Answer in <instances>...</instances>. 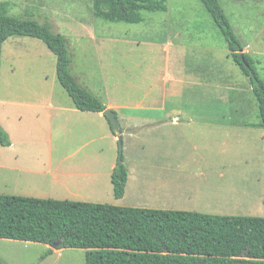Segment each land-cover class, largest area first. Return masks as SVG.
Wrapping results in <instances>:
<instances>
[{
	"label": "rangeland",
	"instance_id": "rangeland-1",
	"mask_svg": "<svg viewBox=\"0 0 264 264\" xmlns=\"http://www.w3.org/2000/svg\"><path fill=\"white\" fill-rule=\"evenodd\" d=\"M7 1L9 14L48 23L67 38L71 73L105 105L113 104L120 121H179L173 130L121 125L122 161L131 175L127 193L118 199L104 188L91 202L263 214L258 102L200 0H168L166 11H144L140 23L97 18L93 0ZM219 1L264 81V0ZM1 58L0 121L11 130L14 148L65 168L118 160V135L107 117L73 106L58 81L56 55L42 40L11 36ZM7 149L0 144V152ZM23 183L0 182V194L32 189ZM49 248L0 238L5 264H85L84 249L51 248L42 258Z\"/></svg>",
	"mask_w": 264,
	"mask_h": 264
},
{
	"label": "trees",
	"instance_id": "trees-1",
	"mask_svg": "<svg viewBox=\"0 0 264 264\" xmlns=\"http://www.w3.org/2000/svg\"><path fill=\"white\" fill-rule=\"evenodd\" d=\"M167 1L93 0V8L97 18L108 22L140 23L144 11H166ZM200 1L220 29L233 61L249 78L258 102L257 125L264 129V81L254 59L244 52L245 62L242 60L243 45L220 1ZM9 8V1L0 0V82L4 42L11 36L37 38L56 55L58 81L74 106L82 111L103 112L106 105L82 87L70 71L67 38L54 32L48 23L9 14ZM0 144H12L1 124ZM122 159L119 156L111 176L116 198L124 196L128 181ZM0 238L50 247L60 242L57 249H84L85 264H264V213L217 215L0 194ZM52 252L49 248L42 258ZM0 264H5L1 258Z\"/></svg>",
	"mask_w": 264,
	"mask_h": 264
},
{
	"label": "crops",
	"instance_id": "crops-1",
	"mask_svg": "<svg viewBox=\"0 0 264 264\" xmlns=\"http://www.w3.org/2000/svg\"><path fill=\"white\" fill-rule=\"evenodd\" d=\"M106 107L110 108L114 107V105L108 103ZM111 109L114 110V108ZM99 113L103 115V112ZM0 122L9 131L12 140L11 146H6L8 149L0 152V182H8L14 186L24 184L23 182H31L32 184V189L27 187L26 190L22 189L20 192H16L15 195L91 202V200L102 193V189L104 188L114 194L111 176L117 160H113L108 166L105 162H101L97 167L94 163V165L91 163L92 165H87L86 167L81 165L65 168L63 164L59 166L58 163H55L51 158H47L46 156L14 148L15 143L13 142L11 130L3 124V121ZM120 123L127 129L132 127L129 123H134L139 128L152 125L155 128L162 124L171 127L170 129L172 130L175 126L179 125V121H120ZM170 129H168L167 134L171 135L172 130ZM107 136L114 138V140L117 139L111 132L107 133ZM130 180L131 175L128 169V181L124 195L127 193ZM52 188H58V190L65 192L52 194L48 192Z\"/></svg>",
	"mask_w": 264,
	"mask_h": 264
},
{
	"label": "water",
	"instance_id": "water-1",
	"mask_svg": "<svg viewBox=\"0 0 264 264\" xmlns=\"http://www.w3.org/2000/svg\"><path fill=\"white\" fill-rule=\"evenodd\" d=\"M241 58L242 60L245 62V58H244V52H241ZM103 115H105L107 117V119L110 121L111 126L113 128V130L115 131V133L118 135V141L120 144V157L122 156V149H123V136L121 135V123H120V119L117 116L116 112L111 109V108H106L103 111ZM60 245V242L54 243L53 245H51L52 249H57Z\"/></svg>",
	"mask_w": 264,
	"mask_h": 264
}]
</instances>
